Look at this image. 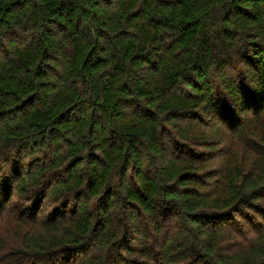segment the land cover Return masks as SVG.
<instances>
[{"label": "trees", "instance_id": "obj_1", "mask_svg": "<svg viewBox=\"0 0 264 264\" xmlns=\"http://www.w3.org/2000/svg\"><path fill=\"white\" fill-rule=\"evenodd\" d=\"M0 264H264V0H0Z\"/></svg>", "mask_w": 264, "mask_h": 264}]
</instances>
